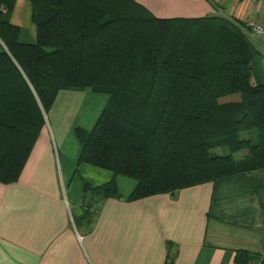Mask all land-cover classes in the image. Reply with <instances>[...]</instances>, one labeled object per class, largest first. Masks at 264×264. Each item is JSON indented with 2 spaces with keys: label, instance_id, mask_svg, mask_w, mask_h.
<instances>
[{
  "label": "trees",
  "instance_id": "1",
  "mask_svg": "<svg viewBox=\"0 0 264 264\" xmlns=\"http://www.w3.org/2000/svg\"><path fill=\"white\" fill-rule=\"evenodd\" d=\"M28 3L34 42L21 41V27L10 21L15 0H0L1 183L19 179L61 90L107 94L93 126L73 128L77 165L110 173L99 185L83 183L82 211L73 218L83 235L105 199L174 194L264 169V81L254 77L262 53L245 21L157 17L136 0ZM234 94L238 100L221 101ZM249 130L256 141L240 137ZM119 176L134 181L126 196ZM166 246L164 264H173L177 246ZM234 262L264 264V247L238 249Z\"/></svg>",
  "mask_w": 264,
  "mask_h": 264
},
{
  "label": "crops",
  "instance_id": "2",
  "mask_svg": "<svg viewBox=\"0 0 264 264\" xmlns=\"http://www.w3.org/2000/svg\"><path fill=\"white\" fill-rule=\"evenodd\" d=\"M136 1L157 17L220 14L264 25L262 2ZM89 92L59 91L19 179L0 182V264H164L167 241L177 246L173 264H236V250L263 249L262 168L174 194L105 199L92 229L79 232L73 218L82 211L83 183L95 186L110 179L105 170L77 165L80 146L73 128L90 119L88 113L79 115ZM117 185L126 196L134 181L119 176Z\"/></svg>",
  "mask_w": 264,
  "mask_h": 264
},
{
  "label": "rangeland",
  "instance_id": "3",
  "mask_svg": "<svg viewBox=\"0 0 264 264\" xmlns=\"http://www.w3.org/2000/svg\"><path fill=\"white\" fill-rule=\"evenodd\" d=\"M10 21L14 24H17L21 27V36L20 40L23 42H34L35 37L33 35V24L31 22V7H29L28 0H15V5H14V10L11 13L10 16ZM255 46L257 49L262 53V56L256 57V62L257 65H255L254 69V77L255 75H260L261 76V81H264V46L255 43ZM253 77V79H254ZM106 95L103 92H92L88 93L87 96L85 97L84 101L82 102L81 110L79 115L83 113H88L90 116V119L87 122L83 123V127L85 128H90L95 119L97 118L102 106L104 105L106 101ZM239 95L234 94L230 96H226L221 98V101H230V100H238ZM89 102V104L87 103ZM90 108H92V112L90 114ZM49 113L47 114L46 118H49ZM241 138H247L250 137L252 141H256L257 138V131L256 130H249V131H244L240 133ZM76 138V137H75ZM77 140V139H76ZM78 142V141H77ZM219 153L221 154L222 151L219 149H216L214 153ZM226 152V151H224ZM227 153V152H226ZM235 157H239V153L235 154ZM126 180H130L128 178L122 177ZM121 187L119 186V190L121 191ZM86 204V202H85Z\"/></svg>",
  "mask_w": 264,
  "mask_h": 264
},
{
  "label": "built area",
  "instance_id": "4",
  "mask_svg": "<svg viewBox=\"0 0 264 264\" xmlns=\"http://www.w3.org/2000/svg\"><path fill=\"white\" fill-rule=\"evenodd\" d=\"M253 2H262L264 0H251ZM246 27L249 29V33L253 38L264 40V25L253 19L245 20Z\"/></svg>",
  "mask_w": 264,
  "mask_h": 264
},
{
  "label": "water",
  "instance_id": "5",
  "mask_svg": "<svg viewBox=\"0 0 264 264\" xmlns=\"http://www.w3.org/2000/svg\"><path fill=\"white\" fill-rule=\"evenodd\" d=\"M89 201H90V197L88 196V197H87L86 205H89Z\"/></svg>",
  "mask_w": 264,
  "mask_h": 264
}]
</instances>
